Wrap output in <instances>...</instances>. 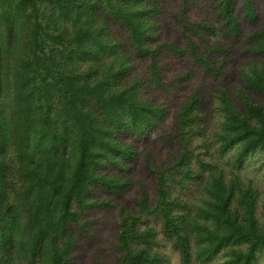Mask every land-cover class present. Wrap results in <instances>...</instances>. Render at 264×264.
Here are the masks:
<instances>
[{"label": "trees", "instance_id": "16d2710c", "mask_svg": "<svg viewBox=\"0 0 264 264\" xmlns=\"http://www.w3.org/2000/svg\"><path fill=\"white\" fill-rule=\"evenodd\" d=\"M196 1L169 10L178 44L160 38L165 0H0V264H72L88 210L111 205L98 190L131 185L133 139L151 135L163 145L157 160L142 157L153 191L140 184L134 208L119 209L109 264L264 254V198L216 162L232 151L237 163L257 152L264 161V27L247 39L259 62L234 76L236 0H208L214 14L192 19ZM254 6L242 0L246 18ZM166 53L215 80L212 92L185 95L191 71L170 75ZM171 91L181 98L163 128L168 105L156 93ZM192 184L199 203L182 196Z\"/></svg>", "mask_w": 264, "mask_h": 264}, {"label": "rangeland", "instance_id": "374dc122", "mask_svg": "<svg viewBox=\"0 0 264 264\" xmlns=\"http://www.w3.org/2000/svg\"><path fill=\"white\" fill-rule=\"evenodd\" d=\"M255 4L256 16L255 19L251 20L245 17L243 9L241 7L242 0H236L233 6V12L240 24L241 32L238 34L234 41V48L228 61L229 67L233 68L234 76L238 74L240 69L247 68V62L252 60L256 63L259 62L260 58H257L250 50L251 42L248 41L250 33L260 30L264 27V0H253ZM177 0H165V7L167 12L162 17V26L160 29V38L167 42H176L182 44V37L180 29L173 23L170 16L169 10L172 11L174 3ZM215 9L208 0H197L195 5L189 9V14L192 19L209 18L214 14ZM221 33H222V29ZM225 39H229L230 36L223 32ZM165 59L166 70L170 75H176L191 71L190 79L185 82L186 89L184 94L186 95L188 89L199 87L202 91L212 92L215 80L209 76L203 75L200 69L194 68L189 58L177 57L175 55L167 54ZM235 65V66H234ZM232 75V76H233ZM231 80V79H230ZM231 84V83H230ZM233 85L229 86L232 89ZM183 91V90H182ZM180 91H177L179 93ZM181 93V92H180ZM250 96L255 101H261L262 97L258 93L250 92ZM183 94V93H182ZM159 101H164L168 105L167 116L164 120V127H167L173 119V110L178 105L181 96L175 95L174 91L169 93H156ZM212 109H209L211 112ZM205 122L209 127L213 126V120L204 118ZM134 145H136L137 153L134 161L130 164V172L126 173L127 177L131 180V185L121 190L117 194H111L98 190V197L104 198L111 202V205L106 208H90L86 215L87 219L90 220L91 225L89 226L90 235H81L77 239V243L72 250V264H109V261L113 258V249L116 240L117 221L119 209L124 207L127 209H133V199L139 198L140 188L139 185L143 184L149 194L152 193L153 189L151 186V179L149 173L144 167L143 155L148 156L157 160L160 157L159 154L163 155V145L155 135H151L147 138H134ZM161 155V156H162ZM235 152H229L227 154L216 156V162L225 167L227 170L233 171L240 175L244 182L251 181L252 185L257 187L259 192L260 200L264 198V161L263 157L259 152L247 156L241 162L237 163L234 160ZM197 186L192 184L188 190L183 192V197L189 202L199 203V195L196 193ZM171 264H178L176 255H171ZM216 264H222L221 260L217 261ZM253 264H264V254Z\"/></svg>", "mask_w": 264, "mask_h": 264}]
</instances>
